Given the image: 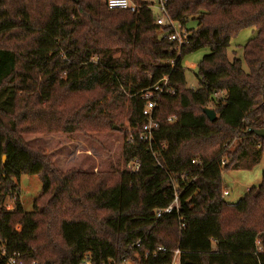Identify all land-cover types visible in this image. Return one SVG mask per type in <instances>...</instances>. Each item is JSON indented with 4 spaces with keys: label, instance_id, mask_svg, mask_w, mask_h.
Here are the masks:
<instances>
[{
    "label": "trees",
    "instance_id": "obj_1",
    "mask_svg": "<svg viewBox=\"0 0 264 264\" xmlns=\"http://www.w3.org/2000/svg\"><path fill=\"white\" fill-rule=\"evenodd\" d=\"M105 1L0 0V264L15 254L25 264H170L176 250L180 264H264V170L237 203L222 185L224 170L264 158V0H167L184 44L167 39L173 27L157 24L147 0H131L135 10ZM245 28L257 32L247 71L227 53ZM202 48L192 88L182 61ZM164 77L174 93L157 98L158 126L140 141L141 94ZM116 125L121 166L109 172H60L24 138ZM23 174L42 183L31 211Z\"/></svg>",
    "mask_w": 264,
    "mask_h": 264
},
{
    "label": "rangeland",
    "instance_id": "obj_2",
    "mask_svg": "<svg viewBox=\"0 0 264 264\" xmlns=\"http://www.w3.org/2000/svg\"><path fill=\"white\" fill-rule=\"evenodd\" d=\"M152 3V10L155 17L160 16V0H147ZM177 26L178 23H176ZM180 33L184 30L178 28ZM257 34L255 28H245L235 36L230 43L227 53L230 60L239 58L242 60L243 68H248L244 61V46ZM210 52L208 48H202L196 52L187 54L182 65L185 70L187 85L198 88L199 82L196 77L200 60ZM211 108V107H210ZM115 130L112 133H30L24 135L25 140L33 146L42 148L50 157L56 168L60 172L70 170L83 172H109L111 167L121 164V148L123 144V134ZM118 131V132H117ZM121 166V165H120ZM264 170V158L251 169H227L222 173L223 189H227L229 194L224 196L227 203H237L248 191L249 188L259 186L262 182V172ZM20 200L25 210H33V201L40 195L42 183L37 175H21L20 178ZM6 207L9 210L14 208L11 199H7ZM123 264H133L130 261ZM176 264L178 262L176 261Z\"/></svg>",
    "mask_w": 264,
    "mask_h": 264
},
{
    "label": "built area",
    "instance_id": "obj_3",
    "mask_svg": "<svg viewBox=\"0 0 264 264\" xmlns=\"http://www.w3.org/2000/svg\"><path fill=\"white\" fill-rule=\"evenodd\" d=\"M166 1L167 0H160L159 2L158 9L160 12V16L157 17L156 22L161 26L167 24L171 25L174 31L172 33L167 34V39L170 41H177L179 44H184L186 43V38H185L186 35L183 32L182 33L179 32L178 30L179 26L176 25L177 22L172 20V18L168 14L165 5ZM105 2L110 10H120V9L135 10V4H133L131 0H106ZM164 92L170 94L174 93V89L168 87L167 77H164L159 82H157L153 87L148 88L141 94V97L146 99V105L144 106L142 113L145 116L147 122L142 126V129L140 130V134L138 135L140 141L150 142L153 138V130L158 126V119L155 118V110L157 108V98L160 97ZM175 120H176L175 116H170L168 118V121L171 123L174 122ZM134 141L135 138L132 135H130L128 137L127 142L134 143ZM194 162L195 160H193V163ZM138 166H139L138 161H134L128 164V167L131 170H136ZM228 194H229L228 191L224 192L225 196ZM177 204H178V200L176 197L174 203L168 206L164 211L171 212L173 209V205L177 206ZM160 214L161 213L158 212V215ZM159 250L165 251V248L161 247ZM180 254H181L180 250H176L173 261L170 264H176V261L178 262V264H180L179 262ZM2 256L6 257L5 252H3ZM6 264H25V262L20 254H15L7 257ZM86 264H89V262H87Z\"/></svg>",
    "mask_w": 264,
    "mask_h": 264
},
{
    "label": "water",
    "instance_id": "obj_4",
    "mask_svg": "<svg viewBox=\"0 0 264 264\" xmlns=\"http://www.w3.org/2000/svg\"><path fill=\"white\" fill-rule=\"evenodd\" d=\"M204 112L207 114L210 120H214L215 118H217V113L213 108H205ZM114 129L119 130V127L115 126ZM255 134L257 136H260L261 138H264V129L255 130ZM5 159L6 157L4 156L3 157L4 162H5Z\"/></svg>",
    "mask_w": 264,
    "mask_h": 264
}]
</instances>
